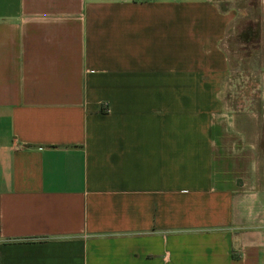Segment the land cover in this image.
<instances>
[{
  "label": "crops",
  "instance_id": "obj_1",
  "mask_svg": "<svg viewBox=\"0 0 264 264\" xmlns=\"http://www.w3.org/2000/svg\"><path fill=\"white\" fill-rule=\"evenodd\" d=\"M219 1L0 0V264H264Z\"/></svg>",
  "mask_w": 264,
  "mask_h": 264
},
{
  "label": "rangeland",
  "instance_id": "obj_2",
  "mask_svg": "<svg viewBox=\"0 0 264 264\" xmlns=\"http://www.w3.org/2000/svg\"><path fill=\"white\" fill-rule=\"evenodd\" d=\"M260 0H220L222 10H232L230 34L225 40L229 81L221 93L223 101L241 120L257 106L258 73L264 69V45L258 43L264 18ZM263 8V7H262Z\"/></svg>",
  "mask_w": 264,
  "mask_h": 264
},
{
  "label": "built area",
  "instance_id": "obj_3",
  "mask_svg": "<svg viewBox=\"0 0 264 264\" xmlns=\"http://www.w3.org/2000/svg\"><path fill=\"white\" fill-rule=\"evenodd\" d=\"M261 5L264 4V0H260ZM263 6V5H262Z\"/></svg>",
  "mask_w": 264,
  "mask_h": 264
}]
</instances>
